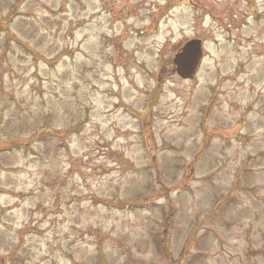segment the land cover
<instances>
[{"label":"rangeland","instance_id":"1","mask_svg":"<svg viewBox=\"0 0 264 264\" xmlns=\"http://www.w3.org/2000/svg\"><path fill=\"white\" fill-rule=\"evenodd\" d=\"M0 264H264V0H0Z\"/></svg>","mask_w":264,"mask_h":264},{"label":"water","instance_id":"2","mask_svg":"<svg viewBox=\"0 0 264 264\" xmlns=\"http://www.w3.org/2000/svg\"><path fill=\"white\" fill-rule=\"evenodd\" d=\"M204 57L203 42L194 39L187 42L181 52L177 53L173 59L176 73L182 79H192L199 71Z\"/></svg>","mask_w":264,"mask_h":264}]
</instances>
